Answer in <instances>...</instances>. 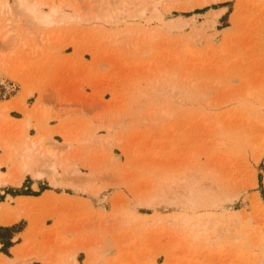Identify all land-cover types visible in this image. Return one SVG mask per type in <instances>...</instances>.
<instances>
[{
    "label": "rangeland",
    "instance_id": "374dc122",
    "mask_svg": "<svg viewBox=\"0 0 264 264\" xmlns=\"http://www.w3.org/2000/svg\"><path fill=\"white\" fill-rule=\"evenodd\" d=\"M7 1L0 264H264V0H43L53 28ZM40 139L79 173L16 187Z\"/></svg>",
    "mask_w": 264,
    "mask_h": 264
},
{
    "label": "bare ground",
    "instance_id": "6f19581e",
    "mask_svg": "<svg viewBox=\"0 0 264 264\" xmlns=\"http://www.w3.org/2000/svg\"><path fill=\"white\" fill-rule=\"evenodd\" d=\"M9 3L10 2H8L7 0H0V14L1 15H5L6 13H9L10 12L11 8H10ZM13 3H14V9L17 10L18 12H20L21 15L23 17H26L31 23H33L34 25L38 26L37 28H39V27L40 28H50V27L53 28V26L58 25V24H61V22H63L64 19L66 18V16L64 18V17L58 15L59 14V8L57 6H50L49 11H44L42 9V6L44 5L43 0H14ZM118 4H120L122 6H125V5L127 6L128 2H122V0H118ZM18 12H16V13H18ZM111 16L112 15L107 12V13H105L104 18L105 19H109L107 21H110L112 19V17H113V16L112 17ZM96 18L99 19L100 17H96ZM6 37H9V36L7 35ZM58 145L59 144L56 143V142L49 141L48 144H46V145L43 146L41 139L40 140H37V141L32 140L31 141V144L30 145H27L26 148L23 150V154L24 155L22 157L23 166H21L22 167L21 174L19 173L20 174L19 177L17 179L15 178V180L13 181V184L16 187L17 186H20L23 183V180H24L25 176L30 174V169L33 166V162L32 161H33V158H34L35 155H39L40 161L44 162V164H47V167H48L47 170H38V171L35 172L36 173L35 176H36L37 179H43V177L45 176L44 174H48L49 177H50V181L53 184H58L60 182V181L58 182V179L60 178V171H59V169L63 168L64 171L66 172L67 176H69V175L72 176L75 173H79L76 170H72L74 168V166H76L75 163L71 162V159L72 158H70V157H71L72 153H68V155L71 154L70 157L68 155L64 156L62 151L61 152H58L56 149L53 148V146H58ZM20 147H22V146H20ZM16 150H18V149H16ZM13 152H14V150H13ZM16 153L20 154L19 152H16ZM76 160L77 161L80 160V157L79 158H76ZM68 163H69V165H67ZM2 164H3L2 161H0V167L3 166ZM42 167H44V166H42ZM7 176L0 171V184L1 183H4L6 181L5 178H7ZM8 177H11V176L9 175ZM67 178H69V177H67ZM83 185H84L83 186V189L84 190H82V191H86L87 194L88 193H92V194H96L97 195V194H100L103 191V189H104V187L102 185H99V186L96 187L93 182H89V183L85 182V183H83ZM150 200H152V199H150ZM149 203H151V202H149ZM185 205L188 208L193 209L196 204H195V202L193 200L188 199V201H187V203ZM3 215H4V213H3ZM1 223L6 224V222H3V220L1 221ZM69 247H70V245H69ZM69 251L71 253L73 252V250L71 249V247H70ZM56 254H57V252H56ZM56 254H55V256L42 255L41 256L42 258L40 260L43 263H46V264H65L66 263L65 262V259L59 258L58 256H56ZM69 255H68L69 256L68 258L73 261L72 264H77V261L75 259V253H72V254H69ZM91 256H93V255H91ZM64 257H66V256H64ZM90 261H91V259L89 260V263H90Z\"/></svg>",
    "mask_w": 264,
    "mask_h": 264
},
{
    "label": "crops",
    "instance_id": "0c3cea01",
    "mask_svg": "<svg viewBox=\"0 0 264 264\" xmlns=\"http://www.w3.org/2000/svg\"><path fill=\"white\" fill-rule=\"evenodd\" d=\"M2 155V153H0V156ZM40 180V179H39ZM26 228H24L22 231H20V232H18L17 234H15L16 235V237L18 238V240L16 241V243H14L12 246H10L9 248H8V251H9V253L11 252L12 253V249H14L15 247H17L18 245L19 246H22V244H23V242L21 241V237L19 236V234L21 233V232H23L24 230H25ZM25 234H27V233H24V235ZM14 239V238H13ZM11 241H13V240H11ZM2 246V244H0V247ZM11 249V250H10ZM0 254H2V255H5V254H3L2 252H0ZM7 256V255H6ZM9 257V256H8ZM46 264V263H45Z\"/></svg>",
    "mask_w": 264,
    "mask_h": 264
},
{
    "label": "trees",
    "instance_id": "16d2710c",
    "mask_svg": "<svg viewBox=\"0 0 264 264\" xmlns=\"http://www.w3.org/2000/svg\"><path fill=\"white\" fill-rule=\"evenodd\" d=\"M1 228V227H0ZM11 228H13V227H11ZM20 232V231H19ZM10 245V244H9ZM4 246V245H3ZM10 247V246H9Z\"/></svg>",
    "mask_w": 264,
    "mask_h": 264
}]
</instances>
